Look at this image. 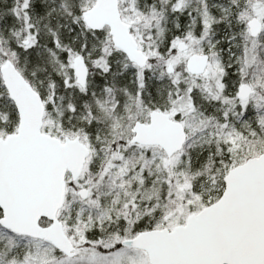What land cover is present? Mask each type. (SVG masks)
I'll return each instance as SVG.
<instances>
[{
	"label": "trees",
	"instance_id": "obj_1",
	"mask_svg": "<svg viewBox=\"0 0 264 264\" xmlns=\"http://www.w3.org/2000/svg\"><path fill=\"white\" fill-rule=\"evenodd\" d=\"M94 2L95 0H0V60L12 59L46 101L45 114L51 125L44 123L43 130L61 138H82L86 135L91 142L98 144L100 140H109L111 133L112 119L107 110H100L103 98L108 96L114 104L113 108L108 109L110 114L123 110L130 119L133 118V124L141 119L148 121L152 110L166 111L184 98L193 106L189 114L193 120L190 124L202 128L200 135L189 138L184 146V154L185 151L192 152L187 154L188 158L184 155L182 158L188 160L184 182L188 183V190L191 192H198L201 183L209 178L218 182L221 187L218 200L225 189L224 177L234 167V163L229 160L224 143L218 141L216 135H209L213 129L208 124L210 121L216 122L218 112L214 105L217 101L213 98V86L200 83L198 87L190 88L185 80L195 76L187 72L184 64L177 67L169 64L167 67V60L175 53L173 40L185 39L191 34L208 44H216L215 52L224 61L223 91L233 89L236 92L242 82L251 77L252 83L256 85L253 87V98L257 100V107L243 110L242 121L246 120L240 124L244 128L246 148L240 154L243 156L254 151V155L257 148H264V90L257 85L261 84L264 88V30L255 48L254 65L246 66L242 56L239 64L234 66L231 64L232 59L225 60L229 57L228 52L237 54L236 48L230 47L232 41L237 42L246 36L247 23L243 15L246 11L240 7L242 2L135 0L137 15L146 17L150 22L154 50L142 77L131 75V67L136 66L129 62L121 50L109 43L112 53L103 59L100 67L104 68L100 70V67H89L87 85L81 88L76 83L73 70L66 67H70L71 58L78 52H91L92 59H101L104 55L102 42L105 32L89 29L82 17L83 11L91 8ZM61 67L69 72L61 73ZM170 67L173 71L169 70ZM237 67L246 68L237 71ZM178 71L182 74L181 80L176 79ZM233 97L237 102L240 100L238 96ZM237 111L239 112L238 109ZM18 121L17 109L0 74V136L15 132ZM126 131L127 138L131 130L128 128ZM118 144L123 145L121 148H125L124 156L133 166L144 168L143 183L145 182L144 186H149L151 179L157 178V170L162 169L158 162L151 155L140 158L135 151L138 145L131 144L130 139H118L113 146ZM202 144L205 145L204 150L199 153L198 148ZM151 149L156 150L155 147ZM89 170L94 182L100 177L102 183L100 212L105 211L109 217L115 218L111 222L106 220L100 225L95 224L87 231L89 241H98L99 238L100 241L105 238L111 240L115 237L117 240L110 249L122 248L120 237L129 239L140 232L155 229L161 222L157 220L159 211L174 205L171 203L172 199H169L172 197L168 194L170 189L164 183H159L154 190L159 200L153 199L158 209L145 213L141 208L139 217L124 218V221L120 219L113 224L117 213L125 212L124 216L131 213L126 200L130 201L129 196L134 192L133 186L138 179L135 169L132 168L128 177L119 182L113 175L104 174L105 165L100 164V161L91 164ZM128 181L133 186H129ZM74 185L75 182L68 180V189H72ZM217 188H212V194H216L214 191ZM69 192L68 190L65 203L67 207L64 206L61 210L67 225H71L74 218L78 217V212L83 214L87 211L78 197L75 201L71 200ZM150 194L147 193L146 197ZM153 204L152 201L148 203ZM95 213L93 212L94 216ZM38 244L43 245L42 255L36 250L35 246ZM64 257L63 253L48 242L19 236L0 226V264H37L39 261L43 263Z\"/></svg>",
	"mask_w": 264,
	"mask_h": 264
},
{
	"label": "water",
	"instance_id": "obj_2",
	"mask_svg": "<svg viewBox=\"0 0 264 264\" xmlns=\"http://www.w3.org/2000/svg\"><path fill=\"white\" fill-rule=\"evenodd\" d=\"M119 2L95 0L83 11V21L94 31L109 27L113 45L143 69L150 57L122 19ZM247 25L253 37L262 32L257 17ZM177 49L185 52L188 45L180 41ZM208 64L209 55L192 54L186 69L192 75H203ZM0 73L19 117L16 132L0 137V226L48 242L73 257L76 246L66 234L59 212L65 206L67 177L72 181L81 177L90 149L79 136L60 139L43 131V97L10 58L0 65ZM74 75L76 83L85 88L89 68L82 58L75 60ZM253 93V87L243 83L238 97L247 100ZM132 134V144L157 146L168 158L182 151L188 140L184 124L158 109L150 112L148 122L136 121ZM224 183L221 197L188 215L184 224L143 231L121 245L142 250L150 264H264V152L230 169ZM78 195L85 200L89 190L81 188Z\"/></svg>",
	"mask_w": 264,
	"mask_h": 264
},
{
	"label": "rangeland",
	"instance_id": "obj_3",
	"mask_svg": "<svg viewBox=\"0 0 264 264\" xmlns=\"http://www.w3.org/2000/svg\"><path fill=\"white\" fill-rule=\"evenodd\" d=\"M235 1H240V3H243H241L240 7L243 11H246L243 14L245 16L246 23L249 19L257 17L263 22L264 25V0ZM119 9L124 22L130 25L131 33L134 35L140 49L144 51V53L149 57L153 56L154 50L152 46V31L150 30V22L146 17L143 18L137 15V12L135 10V0H120ZM100 31L105 32L102 42L104 52L103 57H101V59H92L91 52H88L86 54L78 52V54L71 58L69 64L70 67H66L71 68L73 70V74L74 63L77 58H82L88 65V68L93 67L98 69V67L103 64V59H106L107 56L112 53V48L110 47L109 43L112 44V46L113 43L109 34V27H105ZM245 32L246 36L244 38L241 37L237 42L232 41L230 45V47L234 46L236 48L237 54L235 55L228 52L229 57L225 60L227 61L232 59L231 64H233L234 66L239 64L242 56H244V63L248 67H252L256 59L255 48L259 43L260 37H251L248 31V27L246 28ZM181 40L185 41L188 44V50L186 52H181L177 49V45ZM172 43L173 47L175 48V53L170 58H168L167 67L169 64L172 67H177L178 65L182 66L183 64L186 65V60L191 54L209 55V64L206 74L200 77H188V79L185 80V84L190 88L192 86L198 87L200 83H203L204 85L210 84L211 87L213 86V98L217 101L213 102L218 112L217 119H215L216 122L210 121L208 124L211 125L213 129V131L209 133V135H216L218 141L224 143L225 148L228 150V158L234 163L233 166L235 167L236 165L245 162L249 157L258 156L259 154L263 153L264 148H257V153L254 155H252L254 151H250L243 156H241L240 154L241 151L246 148V143L244 142L243 138L244 128L240 124L246 120L245 119L244 121H242V116L244 115L243 110L245 111L248 107H253L255 109L257 107V100L252 96L246 101L238 99L239 101L237 102L235 101V97H233V95L237 96L238 89L236 90V92L233 91V89L223 91V78L225 69L222 66L224 61L221 58L222 56H219V54L215 52L216 44H208L204 40L195 38L194 35L191 34H188L185 39L175 38ZM1 53L3 54V51H1ZM5 59L6 58L0 60V65ZM103 68L104 67H100V70H102ZM240 68L246 67H237V71H239ZM137 69V67H131V75L136 74L141 78L144 69ZM60 71L61 73L69 72V70L65 69V67H61ZM181 78L182 74L180 73V71H178L176 74V79L181 80ZM244 82L250 83L254 88L256 87V85L252 83L251 77L248 80L243 81L242 83ZM257 85L260 87V89L262 88L264 90L263 85ZM100 104V110H107L112 119L110 120V139L100 140V142L96 144L97 142H91L90 138H88L86 135H84L82 138L80 137L81 140L89 147L91 153L87 159V163L81 177L77 181H73L75 182V185L72 186V189H68L70 191L69 194H71V200L75 201L79 198V201L83 202L87 207V211L83 214L78 212V217L74 218V221L71 223V225L66 224V221L64 220V212H59V219L64 224L66 234L76 246L75 255L73 257H68L65 255L64 258H54L52 260L49 258L50 260L43 263L39 261V263L37 264H150L147 254L142 250L130 249L125 247L110 249L114 246L117 240L115 239V237H112L111 240H109L110 238H105L104 240L100 241L99 238L98 241H89L86 232L91 230V228L95 224L100 225L104 221L106 222V220L107 222H111L115 219L113 217H109L105 211L100 212V187L102 183L100 177L97 178V181L94 182L93 174L89 170L91 164H94L95 162L100 161V164L103 163L105 165L104 174L113 175L117 182L123 180V178L125 179L126 177H128V173L132 168L135 169L136 178H138L134 186L132 182L128 181V185L133 186L134 189V192L129 196L130 201L126 200V205H129V210L131 213L128 216H124L126 215L124 214L125 212L122 214L117 213L116 221L113 224H116L120 219L124 221V218L139 217L141 214V208L145 213L149 212V210L151 211L153 209H158L157 203H155L154 200H159V198L158 194L156 195L154 190L155 187L159 186V183H164L165 186L170 189L168 190V194H170L172 197L169 199H172L171 203H173L174 205L172 208H166L159 211L157 220L161 222L155 229H172L177 225L184 224L188 215L198 213L204 207L217 201V196L219 194L218 192L220 191L221 187L218 182H214L210 178L201 183L202 186L199 188L198 192H191L188 190L189 185L188 183L184 182V174L186 172V168L188 167V160H184L182 158L183 155L187 157V154L191 151H185L184 154V151L182 150L179 153L175 154L172 158H168L164 151L159 147H155L156 150H153L150 146L138 145V147L135 148V151L140 156V158L145 157L146 155H151V158L157 161L159 166L162 168L161 170H157V178H152L149 186H144L145 182L143 183L142 179L144 176V168H140L139 165L133 166L128 161V159L124 156L125 148H121V146L123 145L120 146L118 144L116 147L113 146L118 139H121L122 141L123 139H127V141L131 139L133 135L132 131H130V134L127 136V138L125 135H127L126 130L128 128H130L131 130L134 126L132 121L133 118L130 119V117H128L123 110H120L121 112L119 111V113H116L114 115L110 114L108 109L110 107L113 108L114 104H112L108 96L103 98ZM192 108V104L188 103V101L182 98L180 101H177L173 106L165 111L170 113L173 119L179 120L184 124L188 133L187 142L189 141V138H195L202 132V128H200L198 125L190 124L193 121L191 117H189ZM237 109L239 110V112L237 111ZM177 115L179 116L177 117ZM141 120L143 122H148L147 119ZM44 123H48L49 125H51L46 114ZM46 133L48 132L46 131ZM69 137L74 138L75 136ZM204 146V144L199 146V153L201 152V150H204ZM68 180H71L70 176L68 177ZM214 186L218 187L214 191L216 192V194H212L213 192H211ZM81 188H87L89 190V196L85 200H82L78 195V190ZM147 193L151 194L146 197ZM149 201H152L154 204L148 205ZM66 207L67 205L65 206V208ZM93 212H97L95 213L96 216L93 215ZM1 215L2 211L0 212V216ZM42 224L47 225L48 222L43 221ZM120 238V240L126 239L125 237ZM100 244H102L103 246H101ZM42 246L43 245L39 244L35 246L39 255H42L43 253L44 248ZM103 247H106V249H104ZM43 256L42 258L45 259V257Z\"/></svg>",
	"mask_w": 264,
	"mask_h": 264
},
{
	"label": "flooded vegetation",
	"instance_id": "obj_4",
	"mask_svg": "<svg viewBox=\"0 0 264 264\" xmlns=\"http://www.w3.org/2000/svg\"><path fill=\"white\" fill-rule=\"evenodd\" d=\"M259 19V18H258ZM261 21V20H260ZM262 22V21H261ZM262 24H263V22H262ZM247 27H248V25H247ZM263 29H264V25H263ZM263 29H262V32L258 35V36H256V37H253L250 33V35H251V37H253V38H259V37H261L262 36V34H263ZM169 70L170 71H173V68L171 67V68H169ZM187 70V69H186ZM188 72V71H187ZM206 72H207V70L205 71V73L203 74V75H193V76H195V77H200V76H204L205 74H206ZM189 73V72H188ZM190 74V73H189ZM190 75H192V74H190ZM248 100V99H247Z\"/></svg>",
	"mask_w": 264,
	"mask_h": 264
}]
</instances>
